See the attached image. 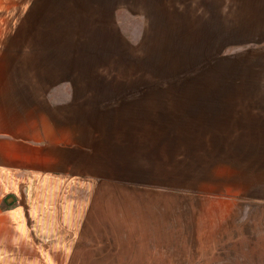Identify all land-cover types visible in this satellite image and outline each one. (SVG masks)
<instances>
[{"label": "rangeland", "instance_id": "1", "mask_svg": "<svg viewBox=\"0 0 264 264\" xmlns=\"http://www.w3.org/2000/svg\"><path fill=\"white\" fill-rule=\"evenodd\" d=\"M78 2L0 0L8 88L29 84L26 46L82 42V53L102 46L105 71L139 92L104 100L100 114L82 121V194L63 196L65 214L56 206L33 224L28 208L19 211L21 224L17 202L22 197L30 206L31 196L0 195V264H264V204L237 209L223 195L210 202L191 195L190 152L176 138L175 120L176 95L190 90L198 40L191 0L153 9L142 0H82V12L74 9ZM244 8H252L248 0L231 4ZM159 26L164 61L149 68L145 34ZM211 53L263 59L264 44ZM251 69L264 76V61Z\"/></svg>", "mask_w": 264, "mask_h": 264}, {"label": "crops", "instance_id": "2", "mask_svg": "<svg viewBox=\"0 0 264 264\" xmlns=\"http://www.w3.org/2000/svg\"><path fill=\"white\" fill-rule=\"evenodd\" d=\"M142 1L153 9L165 0ZM248 1L252 8L238 11L231 9L235 0H191L198 40L190 90L175 98L176 138L190 152L191 195L200 202L223 195L237 209L264 204V76L251 69L264 57L214 58L211 52L264 44V0ZM74 9L82 12V0ZM164 36L160 26L145 34L146 67L164 61ZM26 47L29 84L8 88L0 67V195H30V206L21 197L14 215L21 223L19 211L29 208L34 224L56 206L65 214L64 195L82 194V121L100 114L104 100L139 91L123 89L105 71L102 46L83 53L82 42ZM40 195L53 199L39 201Z\"/></svg>", "mask_w": 264, "mask_h": 264}]
</instances>
